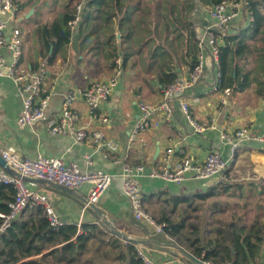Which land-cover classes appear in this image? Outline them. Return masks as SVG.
I'll return each instance as SVG.
<instances>
[{
    "label": "crops",
    "instance_id": "obj_1",
    "mask_svg": "<svg viewBox=\"0 0 264 264\" xmlns=\"http://www.w3.org/2000/svg\"><path fill=\"white\" fill-rule=\"evenodd\" d=\"M13 1L15 18L11 20L10 26L17 27L21 31L23 39L21 67L29 71L36 69L43 61L48 63L49 73L44 90L46 94L50 95V103L47 109V119L19 129L16 121L23 105V96L19 84L10 77L0 76V149L6 146H14L22 158H35L39 154L64 156L67 161L76 162L82 171L102 169L114 174L112 185L104 192L97 205L107 218L117 228L124 229L123 232L126 234H130L128 230L133 225L128 221L132 214L128 199L122 189V177L120 175L122 164L125 161L133 165L142 164L145 166L144 173L137 178V181L145 194L147 208L156 218H161L164 213L172 217L170 212L173 197L184 196L199 190L204 191L211 182H219V176L209 179H195L189 176L181 184H176L150 177V170L152 168L174 167L186 157L200 163L204 161L210 151H218L225 158H233L234 163L228 169L232 181L241 179L247 185H255L252 187V192L249 190L247 192L252 194L257 191L262 195L261 202L264 204V142L254 138L264 132V88L260 86V81L264 79V74L260 69L264 66L261 68L256 66L253 79L243 88L238 87L241 83L238 79L237 87H233V89L231 87L228 104L223 105L221 103L220 94L210 91L211 82L215 77L210 50L207 46L202 49L198 44L200 37L204 35V30L210 23L209 9H204L203 4L191 8L193 12L191 23L195 27L193 31L196 32V35H193V31L189 33L187 25L185 37L181 31L178 35L171 31L169 36L171 41H168L167 36L162 41L159 36H156L159 28L151 27L150 15L145 16L144 21H141L143 26L151 27L149 29H152L153 36L150 38H147L148 28L137 27V24H140L137 18L142 8L158 13L159 7L164 5V2L161 1L158 4L154 1L152 6L148 4L150 1L142 2L141 6L137 5L135 9H130L127 7V3L122 4V0H84L81 20L72 30L71 41L66 50H59L54 49V45L48 43H55L56 37L52 34L45 35L43 28L62 22L64 12L74 10L77 0ZM90 1L92 2L91 5H89ZM166 4L168 5V3ZM205 5L212 6L210 1H206ZM136 9H139V12ZM132 10L135 11L132 12ZM36 15L38 16L36 21L32 22L31 20ZM243 15L241 14L232 23V30L234 31H231L230 35L238 34L235 29L244 28L243 25H246ZM93 22L97 29L98 39L102 43L105 41L107 45L111 44V32H113L112 36L117 35V27L120 29V24L124 23L127 27L123 29V37L121 35L122 44L128 40L127 44L130 45V41H132L135 45L136 40L146 39L142 45L143 49L148 43H152L157 47H164L163 54L159 55L153 50V53L147 56L146 61L149 63L146 67L142 66L141 63L139 66H131L132 81H128L126 68H129V64L127 61L124 62L122 52L114 60L112 56L111 64H109L107 54L104 53V57L108 60L102 59L101 48L97 50L96 54L92 50L83 51L77 45V41L84 34V24ZM20 24L25 26L23 31ZM161 30L162 28L159 32L162 36ZM103 32H105L104 36ZM224 40L223 46L225 45ZM169 42L172 43L171 46L167 44ZM195 43L197 52H194ZM103 47L106 46L103 45ZM0 55L4 56L7 62L11 61L12 55L6 46L0 47ZM91 55H96L94 62L90 59ZM200 55L204 59L203 75L194 86L186 90L183 99L189 102L190 114L193 119L206 126V129L202 132L194 130L181 108L180 99H177L173 106L174 118L172 122L162 121L158 128L140 132L136 140L131 142V132L141 115L139 102L156 103L161 100L162 89L166 85H162L160 77L164 73H173L175 78L186 76ZM167 56L170 60L166 59ZM118 59L120 64L116 63ZM151 63H154L153 67H151ZM102 65L104 66L102 67ZM117 68L121 70L119 83L112 96L102 103L100 111L108 117V123L105 127L108 136L120 144L118 154L106 155L102 150L96 149L89 139L75 142L72 137L54 133L51 130L50 124L58 119L67 92L85 88L96 81L106 80L115 74ZM125 89L133 91L135 93L133 95L140 94L146 98L135 100L131 97L128 103H126L127 98H124L125 106L122 107V94L127 92ZM258 89H262V93H259ZM73 107L81 113V124L89 126L85 103L78 100ZM241 126H247L250 129L251 137L242 141L236 153L232 154L230 146L221 139L220 134L225 128L234 130ZM168 149H172V153H169ZM88 158L92 164L88 163ZM1 170L10 173L0 164ZM27 182L32 188H37L51 197L56 211L65 224L96 220V210L92 207H85V196L79 198V195L86 194V187L77 191L67 187L60 188L46 182ZM256 201V197H253L248 202L249 216H253L257 212ZM259 211L264 212V207ZM31 212L32 207H28L23 212L24 215L22 214L23 218H27ZM136 229H132L131 232L142 235H133L130 236L131 238L147 239L150 240L149 243L153 244V248L142 245L139 249L163 264H185L179 258H170L171 255L167 251H160L157 247L165 245L152 238L154 234H144L137 227Z\"/></svg>",
    "mask_w": 264,
    "mask_h": 264
},
{
    "label": "built area",
    "instance_id": "obj_2",
    "mask_svg": "<svg viewBox=\"0 0 264 264\" xmlns=\"http://www.w3.org/2000/svg\"><path fill=\"white\" fill-rule=\"evenodd\" d=\"M84 0H77L74 8L73 18L69 21L71 29L80 22ZM249 7V0H223L212 5L209 9L210 23L204 30L203 37L199 39L200 48L208 47L211 61L214 65L215 77L211 82L210 91L218 92L223 105L228 104L231 87H223L224 73L221 65V47L224 38L232 31V23L243 14V10ZM15 18L13 0H0V47L6 46L11 52V61L7 62L0 55V76H7L19 84L23 96V105L17 118V126L23 129L40 120L47 119V109L50 103V95L45 93L44 86L48 77V63L46 61L34 70H25L21 67L23 54V39L21 31L17 27H11L10 22ZM203 56L200 55L192 64L189 73L183 77L175 78L162 89V99L156 103L140 101V119L134 126L130 141L134 142L142 131L158 128L162 121L172 122L174 118L173 106L177 99L186 115L187 120L195 131L202 132L206 126L199 124L190 114V104L183 99L186 90L194 86L202 77L204 72ZM120 64V60L117 62ZM121 70L116 69L115 74L102 81H96L91 85L77 90H70L64 96L62 108L58 119L52 121L50 126L54 133L68 135L75 142L91 140L96 149L102 150L106 155L118 154L120 144L117 140L110 138L105 130L108 117L101 111L102 103L107 101L113 94L120 80ZM82 100L87 107V123L81 124V113L73 107ZM221 139L230 146L232 154L235 153L240 143L251 137L250 129L241 126L234 130L225 128ZM264 142V132L255 136ZM172 153V149H168ZM2 157L8 165L20 176L0 171V181L12 184L16 190L14 199L8 203L9 210L0 212L2 219L0 223V234L6 232L12 223L19 219L28 207L40 205L47 216L50 225L60 227L65 225L56 211L51 197L32 188L23 176L40 178L56 182L73 190L87 188L85 196V207L90 203H98L104 192L112 185L114 174L102 169L94 171H82L76 162H69L64 156H49L39 154L35 158H22L14 146H6L0 149ZM233 158H225L221 152L210 151L203 162L196 163L193 159L186 157L174 167L152 168L150 177L160 178L166 182L181 184L189 176L195 179H209L222 175L228 168ZM88 163L92 164L90 158ZM145 171L142 164L133 165L125 161L122 164V189L128 199L130 213L143 226L149 228V234H165L166 223L158 221L146 208L145 194L139 187L137 178ZM225 178V177H224ZM82 222L78 223L81 226ZM150 236V235H149ZM139 255L147 264H157L148 254L139 249ZM208 263V262H207Z\"/></svg>",
    "mask_w": 264,
    "mask_h": 264
},
{
    "label": "trees",
    "instance_id": "obj_3",
    "mask_svg": "<svg viewBox=\"0 0 264 264\" xmlns=\"http://www.w3.org/2000/svg\"><path fill=\"white\" fill-rule=\"evenodd\" d=\"M95 1V0H94ZM130 3L133 0H126ZM138 6L149 0H135ZM170 3L169 0H155ZM185 1V0H184ZM190 3V10L200 3L210 1L212 5L223 0H186ZM92 2H89L91 5ZM74 10L64 12L62 22L52 26H44L45 35L52 34L56 37L54 49L63 50L69 45L72 38V29L69 21L73 18ZM245 24L241 32L236 35H227L225 45L221 47V65L224 73L223 87H237L239 73V57L246 47L247 40H256L259 43V57L264 61V0H249V7L243 10ZM248 22V24H247ZM126 24H120L123 37V29ZM193 35L196 32L193 31ZM194 52H197L196 43ZM122 55L124 53L122 52ZM124 62L127 57L124 56ZM192 64V63H191ZM114 65V64H113ZM124 65V64H123ZM175 79L173 73H164L160 77L162 85H167ZM245 82L238 87L243 88ZM264 88V79L260 81ZM262 93V89H258ZM236 153V151H235ZM234 157V156H233ZM230 162L227 170L220 175L219 182L213 181L204 191L185 194L183 197L173 198L171 215L163 214L158 221L166 223L165 232L169 235H181L183 231L188 243L186 249L194 257L210 264H264V212L259 211L264 207L261 202L262 195L257 191L252 192L253 184H245L243 180L234 182L229 174ZM225 177V178H222ZM234 180V177H233ZM220 185V186H219ZM227 192V196L233 199L224 202L227 207L233 208L228 219L220 218L226 212L220 202L219 194ZM16 190L12 184L0 181V212L9 210L8 203L14 199ZM256 197V213L249 216L248 202ZM195 201H212L205 208V215H216V226L209 231L212 220H203L199 224L191 222L192 213L195 211ZM184 205L183 209L178 207ZM147 208V206H146ZM91 209V208H90ZM179 209V210H178ZM149 211V209L147 208ZM92 211V209H91ZM94 214V211H92ZM150 212V211H149ZM178 214V215H177ZM24 215V214H23ZM23 215L15 220L6 232L0 234V264H147L139 255L138 239L127 238L114 232L97 215L93 222H83L79 227L77 223L65 224L53 227L40 205L33 206L32 212L27 218ZM202 219V216L201 218ZM2 219L0 217V223ZM129 223L136 226L143 233H150L149 229L131 216ZM210 232L209 234L207 232ZM161 234H154L152 238ZM164 243L163 239H156ZM152 247V243L144 244ZM189 264H197L191 257H183Z\"/></svg>",
    "mask_w": 264,
    "mask_h": 264
},
{
    "label": "rangeland",
    "instance_id": "obj_4",
    "mask_svg": "<svg viewBox=\"0 0 264 264\" xmlns=\"http://www.w3.org/2000/svg\"><path fill=\"white\" fill-rule=\"evenodd\" d=\"M30 1V0H28ZM122 4H125L127 3L126 0H122ZM150 2L148 4H150L152 6V2H154L155 0H149ZM170 2H172V6H174L173 9L170 8V3L167 4H164V5H161L159 7V12L157 13L156 11L152 10L151 12L149 11V9L147 8H142L140 11L141 13H139V16L137 18L138 22L140 24H137V27H140V28H148L147 31H148V36L147 38L149 37H152L153 34H152V29H149V28H155V27H158L159 28V31H160V28H162L161 30V33H162V36L160 34V32L158 31L156 36H159V38L162 39V41L165 40L166 36L168 37V41H171L169 36H170V33L171 31H174V34H177L179 33V31H181V33L184 35H186V31H187V25H188V29H189V33L195 29V27L192 26L193 23H191V18H192V10H190V3H188L186 0H169ZM206 2L204 3H200L201 5L203 4V7L204 9H210V6L208 5H205ZM200 5V6H201ZM127 7H129L130 9H135L137 7V4L135 1H131L130 3H127ZM138 10L139 12V9H136V11ZM135 10H132V12H134ZM209 11V10H208ZM148 13V14H147ZM38 15V14H37ZM35 16V18H33L31 21L32 22H35L37 17L38 16ZM150 15L151 16V27L149 26H143L142 25V20L144 21V17L145 16H148ZM245 15H243L244 17ZM243 21H244V18H243ZM248 24V22H247ZM244 28L247 27V25H243ZM20 27L23 31V29H25V26L24 24H20ZM83 36L81 39H79V41H77V45L83 49V51H87V50H92V51H95L96 54H97V50H99L101 48V52L103 53V60L104 61H107L108 59H106L104 57V53L107 54V57L109 58V64H111V61H112V56L114 57L113 60L119 55L121 54V52L124 53L123 57L126 56L127 57V63L129 64V68H126V76L128 78V81H132V75L130 73V71L132 70L131 66H136V65H141L142 66H147L149 62L146 61L147 59V56L150 54L153 53V50L156 51L157 54H163V50H164V47H157V45L155 46L154 44L152 43H148L145 47V49L142 48V45L144 44L145 40H140V41H137L135 42V45L133 44L132 41H130V45L127 44L128 43V40H125V44H122L121 42V36L120 38L118 39L115 35V36H112V33L111 32V38L110 40L112 41L111 44L107 45L105 41H103V43L101 41H99L98 39V35L96 34V27H95V24L94 22L93 23H90V24H84V27H83ZM172 28V29H170ZM239 29V28H238ZM238 29H235V31L238 32V34L241 32V28L238 30ZM234 31V30H232ZM105 32H103V36H104ZM125 35H127V32H125ZM246 47L244 48L242 54L240 56H242V58H239L237 57V62H238V73H239V81L241 82H245L246 84L248 82H250L251 79H253V76L255 75L256 71H255V68L257 66V68H261L264 66V61L261 59V57H259V43L256 41V40H247L246 41ZM169 46H171V42L167 43ZM105 45L106 47L102 48V46ZM121 45V46H119ZM68 47V45L63 49V50H66ZM157 47V48H156ZM156 48V49H155ZM82 54V53H81ZM81 57V55H79ZM90 57V56H89ZM95 57L96 55H91V60L94 62L95 60ZM98 57V55H97ZM87 58V57H86ZM88 59V58H87ZM166 59H169L168 56L166 57ZM242 59V60H241ZM260 60V61H259ZM96 64V63H95ZM132 64V65H131ZM151 67L154 66V63H151ZM104 65H102L103 67ZM261 72L264 74V67L262 69H260ZM96 77H98V75H96ZM241 77H243V80H241ZM125 91H127L126 93L123 92V98L121 100V106L124 107L125 106V99L124 98H127V101L126 103L129 102V99L132 97L133 99L135 100H140V99H145L146 97L144 95H140V94H136V95H133L135 94L133 91H130V90H127L125 89ZM126 96V97H125ZM220 186V185H219ZM220 197L219 200L220 202L224 203V202H227V200H230V202L233 203V199H230L228 198L227 196V192H221L219 194ZM179 198V197H183V196H176V197H173V198ZM210 202L212 201H208L207 202H202V201H195L194 203H192L194 205V208H196V212L194 211L192 213L191 216H193V219L191 220V222L195 223V224H199L201 223L203 220H212L213 224H211L210 228H209V231L212 230V228H214L216 226V215L215 217L212 215H205V208L208 206L207 204H209ZM184 205H181L179 206L178 208L179 209H183ZM230 207H233V206H230ZM230 207H227L226 204L224 203L223 204V208H227L226 209V212L222 213L220 218H224V219H228L229 218V215L231 214V212L233 211V208L231 209ZM178 209V210H179ZM176 214V213H175ZM175 214H172V217L175 216ZM178 215V214H177ZM202 216V219H200ZM129 221V220H128ZM119 231L123 232L125 231L124 229H119L117 228ZM132 229H136L135 226H131L129 228V232L130 234H127L129 236H133V235H136V236H141L140 233H136V234H133L131 232ZM140 231V230H139ZM207 232L208 234L210 232ZM141 232V231H140ZM184 232H187V233H190L189 231H183L181 233V235H175V236H172V235H165V234H162V233H159L161 235H157L155 236L156 239H160L161 238L163 239L162 241H164L165 244H176L178 245L179 247H181L183 250H185L186 252L190 253L189 251H187L186 247L188 245V243L186 242V236L184 235ZM125 233V232H124ZM145 234V233H144ZM191 234V233H190ZM167 246V245H165ZM157 247L160 251H167L170 258H179L181 260H183V262L185 264H189V262H187L186 260L183 259V257H187V256H184L182 253H180L179 251H176L175 249L172 250V248L170 246H167V247ZM153 248V246H152ZM166 253V252H165ZM191 254V253H190ZM192 255V254H191ZM150 256V255H149ZM155 262H157V264H163L161 262H159L157 259H155L154 257L150 256ZM171 260V259H170ZM194 261V260H193ZM195 262V261H194ZM197 263V262H196ZM198 264V263H197ZM210 264V263H209Z\"/></svg>",
    "mask_w": 264,
    "mask_h": 264
},
{
    "label": "water",
    "instance_id": "obj_5",
    "mask_svg": "<svg viewBox=\"0 0 264 264\" xmlns=\"http://www.w3.org/2000/svg\"><path fill=\"white\" fill-rule=\"evenodd\" d=\"M116 34H117V38L119 39L120 36H121V31L120 29L117 27L116 29ZM0 164L7 170L9 171L11 174H15V175H18L20 176L19 173H17L16 171H14L7 163V161L2 157L1 153H0ZM24 179L26 181H31V182H36V183H50V184H53L57 187H66V186H63L61 184H58L56 182H52V181H47V180H44V179H40V178H33V177H29V176H23ZM68 188V187H67ZM89 207H92L93 209L96 210L97 212V215L98 217L103 221L105 222L109 227L110 229H112L114 232L118 233L119 235L127 238L128 240L132 239L129 235H127L126 233L124 232H121L117 229V227L115 226L114 223H112L106 216V214L99 208V206L97 205V203H90V206ZM139 244L141 245H144L146 243H149L150 240H140L138 239L137 240ZM162 245H167V246H170L171 248L175 249L176 251H179L180 253H182L184 256H187V257H191L195 262H197L198 264H209L197 257H194L193 255H191L190 253L186 252L185 250H183L181 247H179L178 245L176 244H165V243H160Z\"/></svg>",
    "mask_w": 264,
    "mask_h": 264
},
{
    "label": "bare ground",
    "instance_id": "obj_6",
    "mask_svg": "<svg viewBox=\"0 0 264 264\" xmlns=\"http://www.w3.org/2000/svg\"><path fill=\"white\" fill-rule=\"evenodd\" d=\"M100 200V199H99Z\"/></svg>",
    "mask_w": 264,
    "mask_h": 264
}]
</instances>
